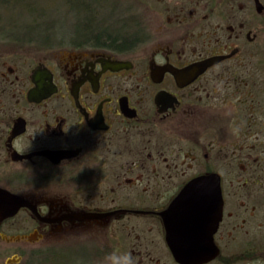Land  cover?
Here are the masks:
<instances>
[{"label":"flooded vegetation","instance_id":"1","mask_svg":"<svg viewBox=\"0 0 264 264\" xmlns=\"http://www.w3.org/2000/svg\"><path fill=\"white\" fill-rule=\"evenodd\" d=\"M262 1L0 0V194L19 204L0 264H42L48 234L80 229L97 264H180L163 213L211 173L218 252L201 264H264Z\"/></svg>","mask_w":264,"mask_h":264},{"label":"water","instance_id":"2","mask_svg":"<svg viewBox=\"0 0 264 264\" xmlns=\"http://www.w3.org/2000/svg\"><path fill=\"white\" fill-rule=\"evenodd\" d=\"M225 57L227 55H214L198 61L177 76L190 74L193 77L209 64ZM117 64L120 67L122 62ZM222 203L220 178L215 173L190 179L172 199L163 213V221L167 245L178 263L201 264L217 254L213 233L221 218ZM18 205L16 198L0 194V219L12 215L16 211L14 206ZM6 261L14 260L7 258Z\"/></svg>","mask_w":264,"mask_h":264},{"label":"rangeland","instance_id":"3","mask_svg":"<svg viewBox=\"0 0 264 264\" xmlns=\"http://www.w3.org/2000/svg\"><path fill=\"white\" fill-rule=\"evenodd\" d=\"M264 3V0L262 1ZM252 4V1H251ZM142 6H139V12H145ZM253 9V6H251ZM254 11V10H252ZM49 17H51L49 15ZM65 28L64 22L61 20V18L54 23V28ZM264 73V71H263ZM24 214H19L18 217L15 219H19L23 217ZM68 232H62L57 235H49L45 238V241L40 244V248L42 249L41 252H43V258L46 257V260L43 261V264H97V262H94L93 259L88 255V252H86V246L85 244H81L80 241H78V236L82 235V230L80 229L79 232H76V236L74 238L68 237ZM80 237V236H79ZM89 249H93L94 245H88ZM10 248L5 251L2 255L4 257L9 252H13L14 245H10ZM97 247V245H96ZM30 248V247H29ZM39 248V247H38ZM35 247L32 246L30 249L26 250L25 252L34 253ZM26 258V257H25ZM164 260L162 259L159 264H162ZM171 258H168L166 260V264H174ZM25 264V263H21Z\"/></svg>","mask_w":264,"mask_h":264},{"label":"clouds","instance_id":"4","mask_svg":"<svg viewBox=\"0 0 264 264\" xmlns=\"http://www.w3.org/2000/svg\"><path fill=\"white\" fill-rule=\"evenodd\" d=\"M103 264H135V260L131 252H113L105 257Z\"/></svg>","mask_w":264,"mask_h":264},{"label":"trees","instance_id":"5","mask_svg":"<svg viewBox=\"0 0 264 264\" xmlns=\"http://www.w3.org/2000/svg\"><path fill=\"white\" fill-rule=\"evenodd\" d=\"M45 260H46V257L42 259V264H43V261H45Z\"/></svg>","mask_w":264,"mask_h":264}]
</instances>
